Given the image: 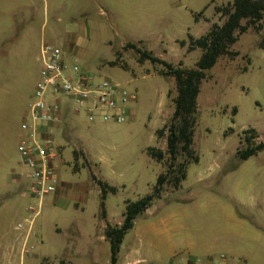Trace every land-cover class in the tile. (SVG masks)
<instances>
[{"label": "rangeland", "instance_id": "374dc122", "mask_svg": "<svg viewBox=\"0 0 264 264\" xmlns=\"http://www.w3.org/2000/svg\"><path fill=\"white\" fill-rule=\"evenodd\" d=\"M231 1L35 0L38 10L46 8L49 21L60 17L70 26L86 22L87 45L73 64L88 77L108 79L134 94L136 101L129 106L135 116L130 122L114 124L88 123L81 114L65 115L64 125L55 133L61 154L56 168L60 186L44 198L30 224L33 215L28 208L33 201L24 191L26 178L18 177L23 168L17 147L40 60L32 66L25 62V71L18 61L4 62L0 71V264H58L59 260L109 264L104 229L120 218L126 202L148 195L164 170L147 149L165 150V136L157 137L156 131L169 119L170 100L175 96L172 78L144 74V68L134 62L135 53L121 48L141 41L166 62L192 69L201 50L186 52L175 39L203 35L211 20L222 23L214 8ZM190 12H202L196 24ZM16 23L20 33L23 28ZM8 24L5 19L4 28ZM161 36L158 48L155 42ZM232 49L238 56L219 58L200 85L193 134L198 162L188 165L176 191L166 186L162 200L138 217L123 239L119 261L128 257L133 264H171L172 259L173 264H184L195 257L203 260L207 252L225 255L235 264H264L263 238L250 253L230 252L221 239L224 217L231 213L264 231V151L243 161L236 156V150L244 147V131L256 132L254 143L264 140V19L261 30L242 34ZM118 51L129 69L123 62L124 69L107 63L117 58ZM97 179L124 184L115 187V193L107 189L102 194ZM232 194L244 205L232 201ZM20 223L24 228L18 230Z\"/></svg>", "mask_w": 264, "mask_h": 264}, {"label": "trees", "instance_id": "16d2710c", "mask_svg": "<svg viewBox=\"0 0 264 264\" xmlns=\"http://www.w3.org/2000/svg\"><path fill=\"white\" fill-rule=\"evenodd\" d=\"M222 23H212L209 30L198 38L188 35L187 40L179 41L186 52L195 49L201 50V55L194 68L185 69L182 64H170L151 51L138 44L127 43L122 49H130L137 56V63L149 62L159 68L157 74L174 80L175 96L171 98L172 113L164 125L156 131L157 137L165 136L166 148L164 151L157 148L147 149L151 158L161 163L163 171L158 175L151 192L134 202H126L123 212V221L120 225H106L104 236L109 242V264H118L120 247L125 235L132 230L135 220L141 216L156 200L161 199L166 186L177 190L186 177L189 164L198 162L199 158L193 147L198 105L197 98L200 85L207 78L206 72L213 68L219 58L233 59L238 52L232 49L239 37L249 30L262 29L264 19V0H232L224 6L214 8ZM202 12L195 15V20ZM117 58L109 65H119L124 69ZM244 147L236 150L239 160H247L257 153L264 151V140L254 143L256 132L252 129L243 132ZM248 135V136H247ZM97 181L104 194L108 189L111 193L116 188L100 180Z\"/></svg>", "mask_w": 264, "mask_h": 264}, {"label": "built area", "instance_id": "2783aa9c", "mask_svg": "<svg viewBox=\"0 0 264 264\" xmlns=\"http://www.w3.org/2000/svg\"><path fill=\"white\" fill-rule=\"evenodd\" d=\"M40 62L39 80L20 123L22 138L17 147L23 168L18 177L26 178L24 191L33 201L28 208L33 215L30 224L39 214L44 198L60 186L56 168L61 154L55 145V133L62 124L64 107H69L73 116L83 115L88 123L123 124L129 116V104L136 101V96L119 84L88 77L76 65L69 72L62 59V50L53 44H42ZM16 227L18 230L24 228L21 223ZM205 264L235 263L220 255L208 259Z\"/></svg>", "mask_w": 264, "mask_h": 264}, {"label": "crops", "instance_id": "0c3cea01", "mask_svg": "<svg viewBox=\"0 0 264 264\" xmlns=\"http://www.w3.org/2000/svg\"><path fill=\"white\" fill-rule=\"evenodd\" d=\"M45 9L46 8H44L42 11L38 10L35 5V0H0V20H2L1 25H0V71H2L1 68L2 66H4L3 65L4 62H7V61L20 62V67H22L23 71H25L24 70L25 62H29L31 66L34 62H37V61L39 62L40 48L42 44H45V43L53 44L62 50V59H63L64 64L67 66V69L69 70V72L71 71L72 67L75 66L73 62L74 61L76 62V60L78 59V56H80L83 53L87 45L88 25L86 24V22H84V23H81L80 26L79 24L77 25L73 24L70 26L67 24H63L60 17H58L54 22L49 21L48 13ZM177 9H178L177 11L180 12L179 8ZM37 14H39V17H37ZM194 15H195L194 12H190V16H191L190 19L192 20V23L196 24L199 21V18L195 20ZM41 18L42 20L39 24L34 23L36 19L40 20ZM5 19H7V21L9 22L6 28H4ZM16 21L19 22L23 28V31H21L20 33L18 31L19 27L16 26L17 24ZM211 25H212V20L209 26L211 27ZM15 30L18 31V33L17 32L15 33ZM160 40H162V36L156 39L155 44H159L158 48H161L160 45L163 43ZM182 40H185V39H179V38L175 39L176 43ZM122 48H121V51L123 50ZM121 51L116 52V54L117 53L119 54L118 61L125 63L127 66L126 69H129L131 66L129 65V62L126 61V59L124 58L123 56L124 54H121ZM148 51H151L153 53L152 50H148ZM155 56L162 59L158 55H155ZM113 61H110V62H113ZM110 62H107V63L109 64ZM134 62L144 68V71H143L144 74L158 75L157 70L159 68H155L149 62H143L142 64L137 63L136 54L134 55ZM133 63H130V64L134 65ZM147 64H150L151 67H149ZM117 66L120 67L119 65ZM40 68H41V62L39 64V69H38V74H37L38 78L35 82V85L37 81L39 80ZM95 80L97 79L95 78ZM173 84H174V80H173ZM35 85H34V88H35ZM33 93H34V90H33ZM167 93H166V98H167ZM68 108L69 107H64L63 115H62V126L64 125V122H65L64 121L65 115L76 118V116H73L69 112L70 108L69 109ZM128 110H129L128 119L130 122L134 119L135 110L130 108V106L128 107ZM104 182L114 187H119L124 184L122 182L120 183H114L110 181L108 182L107 180H104ZM64 189H66V187L61 188V191H63ZM230 197L232 201H234L236 204L240 206L244 205L243 201L236 198L235 195L232 194L230 195ZM249 201L251 203L253 202V196L249 198ZM153 206L154 204H152L149 208H147L144 213L150 211V209ZM224 220L225 221L223 224V229H222L223 233H221V239H223L225 247L228 248L230 252L234 253L236 251H242V252L246 251V253H250L251 252L250 250H252L251 247H253L256 243H259L258 241L259 239L260 240L262 238L264 239V231H260L257 226L255 227L253 221L249 222L246 218L240 217L239 215H235L232 213L228 215V217L225 216ZM122 221H123V212L121 213L119 219L113 221L112 225H115V224L120 225ZM134 226H135V223H134ZM163 226H166V223H163ZM25 240H24V244L26 242ZM125 256H127V254H125ZM201 257L204 259L202 260L200 259V257H197V258L195 257L192 259L191 262H195L198 264H205V262L208 259L216 258L217 255L215 256L214 254H207V252H205V255ZM127 258L128 257H125L123 262L118 261V264H133L134 263V262H130V260H128ZM61 262L59 260L58 264H64V262L62 263ZM170 262L171 264L174 263L172 259ZM65 264H67V262H65Z\"/></svg>", "mask_w": 264, "mask_h": 264}]
</instances>
